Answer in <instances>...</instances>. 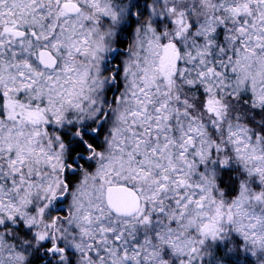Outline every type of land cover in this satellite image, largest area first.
<instances>
[{
	"label": "snow or ice",
	"instance_id": "snow-or-ice-1",
	"mask_svg": "<svg viewBox=\"0 0 264 264\" xmlns=\"http://www.w3.org/2000/svg\"><path fill=\"white\" fill-rule=\"evenodd\" d=\"M0 264H264V0H0Z\"/></svg>",
	"mask_w": 264,
	"mask_h": 264
},
{
	"label": "clouds",
	"instance_id": "clouds-1",
	"mask_svg": "<svg viewBox=\"0 0 264 264\" xmlns=\"http://www.w3.org/2000/svg\"><path fill=\"white\" fill-rule=\"evenodd\" d=\"M226 99V98H225ZM230 103V102H229ZM229 120L233 123H244V120H243V113L240 112V111H236L235 113H232V112H229ZM233 116L235 117H239L240 119L238 120H233ZM205 119H207V117H205ZM257 120H259V118H257ZM247 127L251 128L252 125H246Z\"/></svg>",
	"mask_w": 264,
	"mask_h": 264
}]
</instances>
